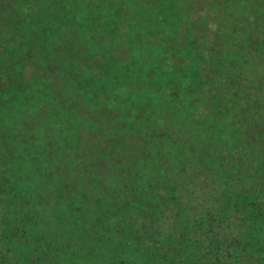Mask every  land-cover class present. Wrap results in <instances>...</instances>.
Wrapping results in <instances>:
<instances>
[{
  "label": "trees",
  "instance_id": "obj_1",
  "mask_svg": "<svg viewBox=\"0 0 264 264\" xmlns=\"http://www.w3.org/2000/svg\"><path fill=\"white\" fill-rule=\"evenodd\" d=\"M233 1L0 0V264H264V0Z\"/></svg>",
  "mask_w": 264,
  "mask_h": 264
},
{
  "label": "rangeland",
  "instance_id": "obj_2",
  "mask_svg": "<svg viewBox=\"0 0 264 264\" xmlns=\"http://www.w3.org/2000/svg\"><path fill=\"white\" fill-rule=\"evenodd\" d=\"M221 1H225L226 2V4L223 5L224 7H230V6H232L234 4V1L233 0H221ZM192 2H197L198 5L200 7H202V8L207 5L206 0H204L203 3L201 2V0H192ZM262 12L264 13V9L262 10ZM206 13H208V12L206 11ZM213 15H217L214 18H217L219 16V17L225 18L227 20L229 14L227 12H224L223 11V12H220V13L218 12L217 14H213ZM211 17L212 16H209V17L207 16V19H211ZM254 58L255 59L256 58H259V61H256L254 63H250L248 65V66H251V70L249 71V74H254V75L256 74L257 75L259 73H264V70H261L260 71L262 62L264 64V49H262L261 52L259 54H257V56H255ZM254 58H253V60H254ZM262 68H263V66H262ZM244 74H246V72H244ZM262 76H264V75H262ZM238 117H240V118L234 124L236 126H240L242 122L244 123V117L245 116H242V117L241 116H238ZM226 124L228 125V123H226ZM244 126H246V124H244ZM218 127H219V125L215 124V126L212 127V129H210V132H212V139L214 141L215 140L216 141L217 140H223L224 138L225 139H228V137H229V131L226 132V135H225L224 129L222 131H219V129L221 130V127H219V128ZM220 133H221V135H220ZM221 148H222V145H221L220 149ZM222 151H225V150H219L217 152H220L221 153ZM239 155L240 156H245L246 155L244 149L241 152H239ZM196 187L198 188L199 185H197Z\"/></svg>",
  "mask_w": 264,
  "mask_h": 264
}]
</instances>
